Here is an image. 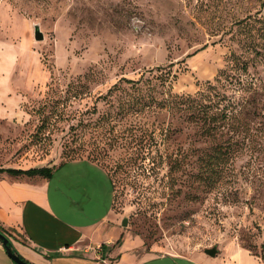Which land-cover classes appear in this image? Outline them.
I'll return each instance as SVG.
<instances>
[{"label": "rangeland", "instance_id": "obj_1", "mask_svg": "<svg viewBox=\"0 0 264 264\" xmlns=\"http://www.w3.org/2000/svg\"><path fill=\"white\" fill-rule=\"evenodd\" d=\"M6 63L0 165L95 162L144 251L264 264V0H0Z\"/></svg>", "mask_w": 264, "mask_h": 264}, {"label": "crops", "instance_id": "obj_2", "mask_svg": "<svg viewBox=\"0 0 264 264\" xmlns=\"http://www.w3.org/2000/svg\"><path fill=\"white\" fill-rule=\"evenodd\" d=\"M6 65L0 67L4 96L13 91ZM0 167L26 170L35 166L13 161ZM52 167L51 177L0 173V222L13 234L10 239L15 249L28 262L262 264L257 255L238 242L218 250L215 256L206 252L195 256L148 253L138 238L123 235L124 229L112 222L114 182L107 170L87 159ZM15 263L0 241V264Z\"/></svg>", "mask_w": 264, "mask_h": 264}, {"label": "trees", "instance_id": "obj_3", "mask_svg": "<svg viewBox=\"0 0 264 264\" xmlns=\"http://www.w3.org/2000/svg\"><path fill=\"white\" fill-rule=\"evenodd\" d=\"M254 20H261V18H253ZM182 100V99H181ZM181 100H176L175 101V107L177 106H180V107H183V105H185L186 102H183ZM196 108L201 111H203V104L202 103H196ZM200 112H199V115L197 117L201 118L200 116ZM202 113V112H201ZM210 122L211 121H216V114L215 113H212L208 116ZM2 172H8L10 174H14V175H19V174H27V175H42V176H45V177H51L52 176V173H53V167H47V166H44V167H33V168H29V169H13V168H3V167H0V173ZM10 231L0 222V234H4L6 235L7 237L10 238ZM0 241L1 243L4 245L3 243V239L0 237ZM118 243H121V239L118 241ZM4 247L6 248V246L4 245ZM10 247L13 249V251H15L17 254H19V252L15 249L11 239H10ZM20 255V254H19ZM21 256V255H20ZM21 258L25 259L24 257L21 256ZM26 260V259H25ZM30 264H33L31 262H29Z\"/></svg>", "mask_w": 264, "mask_h": 264}, {"label": "water", "instance_id": "obj_4", "mask_svg": "<svg viewBox=\"0 0 264 264\" xmlns=\"http://www.w3.org/2000/svg\"><path fill=\"white\" fill-rule=\"evenodd\" d=\"M35 38L37 40H44L45 36L43 34V32L41 31V28L39 27V25L36 26L35 28ZM127 223V219L124 220V225ZM0 237L3 239V243L6 246V252L9 255V257L16 262L17 264H30L27 260L21 258V256L19 254H17L15 251H13V249L10 247V238L7 237L4 234H0ZM218 252V248L217 247H213V248H208L206 249V253H208L211 256H215Z\"/></svg>", "mask_w": 264, "mask_h": 264}]
</instances>
